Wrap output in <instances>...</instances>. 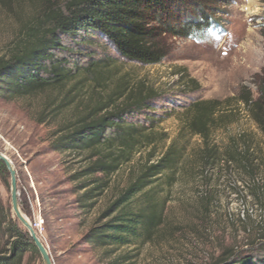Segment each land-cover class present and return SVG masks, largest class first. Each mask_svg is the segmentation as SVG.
Instances as JSON below:
<instances>
[{"label": "rangeland", "instance_id": "obj_1", "mask_svg": "<svg viewBox=\"0 0 264 264\" xmlns=\"http://www.w3.org/2000/svg\"><path fill=\"white\" fill-rule=\"evenodd\" d=\"M43 3L7 0L0 7V58L13 54L25 28L40 17ZM211 6L219 29L171 39L168 56L159 64L129 62L102 35L91 32L59 36L61 47L53 56L71 74L62 88L19 92L17 78L37 60L0 74V153L16 172L19 208L35 226L53 264H220L227 258V264L242 258L264 264V140L236 101L243 88L256 99L264 76V0H215ZM91 67L94 73H87ZM99 75L102 88L91 78ZM122 77L132 87L142 82L154 91L145 108L124 116L125 123L153 134V156L151 146L142 147L107 174L97 171L100 155L91 147L76 144L53 151L50 144L61 136L59 131L103 99ZM78 81L83 83L75 85ZM198 100L223 103L225 117L213 130L212 141L225 157L249 148L254 167L232 162L202 174L189 165L174 185L163 186V222L149 238L139 231L124 246L87 244L84 236L96 219L137 168L148 159L154 162L177 137L187 107ZM177 143L187 144L184 155L193 159L200 140L186 136ZM13 225L27 233L12 212L9 174L0 169V256L8 257V264H43L31 251L10 255Z\"/></svg>", "mask_w": 264, "mask_h": 264}, {"label": "trees", "instance_id": "obj_2", "mask_svg": "<svg viewBox=\"0 0 264 264\" xmlns=\"http://www.w3.org/2000/svg\"><path fill=\"white\" fill-rule=\"evenodd\" d=\"M212 3L215 0H63L61 3L44 0L40 17L25 28L13 54L9 59L0 58V74L20 63L27 66L28 61L37 60L36 65L31 69L27 66L26 73L17 78L19 92L28 94L45 87L62 88L71 74L64 72L53 56V51L61 47L59 36L91 32L102 35L120 57L129 62L159 64L168 56L171 39L189 37L200 30L219 29ZM2 6H7V0H0ZM93 69L88 68L87 73H94ZM100 77L91 76L102 88ZM153 92L142 82L132 87L125 77L118 79L103 99L59 131L61 136L50 144L51 149L65 151L76 144L91 147L100 155L97 171L107 174L128 163L142 147L151 146L149 157H152L153 134L125 123L124 116L145 108ZM236 101L247 109L264 140V76L258 82L256 99L243 88ZM222 105L219 100H198L187 107L177 137L164 147L154 162L148 159L137 168L126 188L84 236L87 244L124 246L131 237L138 236L139 231L149 238L163 222L164 200L160 196L163 186L174 185L180 173L188 172L189 165L197 167L202 174L215 165L232 162H239L244 169L249 165L254 167L249 148L241 153L227 152L225 157L212 141L213 130L225 117ZM186 136L200 140L193 159L184 155L187 144L178 146L177 143ZM0 169L5 170L1 162ZM11 228V256L26 251L38 253L27 233L14 225ZM8 259L0 256V264H8ZM227 259L220 264H227ZM246 261L253 264L252 258H242L238 264Z\"/></svg>", "mask_w": 264, "mask_h": 264}, {"label": "water", "instance_id": "obj_3", "mask_svg": "<svg viewBox=\"0 0 264 264\" xmlns=\"http://www.w3.org/2000/svg\"><path fill=\"white\" fill-rule=\"evenodd\" d=\"M0 162L4 165L7 170L10 178V200L12 206V212L16 218V220L25 228L28 233L29 238L31 239L34 247L36 248L43 264H53L52 258L38 236L34 225L23 215L19 208L18 204V191H17V178L16 172L9 161V159L0 153Z\"/></svg>", "mask_w": 264, "mask_h": 264}, {"label": "clouds", "instance_id": "obj_4", "mask_svg": "<svg viewBox=\"0 0 264 264\" xmlns=\"http://www.w3.org/2000/svg\"><path fill=\"white\" fill-rule=\"evenodd\" d=\"M212 30H215V29H212Z\"/></svg>", "mask_w": 264, "mask_h": 264}, {"label": "built area", "instance_id": "obj_5", "mask_svg": "<svg viewBox=\"0 0 264 264\" xmlns=\"http://www.w3.org/2000/svg\"><path fill=\"white\" fill-rule=\"evenodd\" d=\"M34 228H35V226H34Z\"/></svg>", "mask_w": 264, "mask_h": 264}]
</instances>
